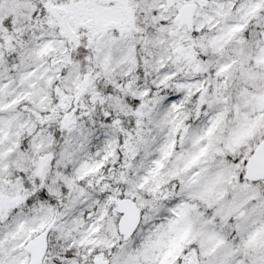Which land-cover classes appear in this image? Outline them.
<instances>
[{"label":"snow or ice","instance_id":"snow-or-ice-1","mask_svg":"<svg viewBox=\"0 0 264 264\" xmlns=\"http://www.w3.org/2000/svg\"><path fill=\"white\" fill-rule=\"evenodd\" d=\"M0 264H264V0H0Z\"/></svg>","mask_w":264,"mask_h":264}]
</instances>
